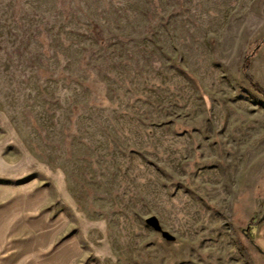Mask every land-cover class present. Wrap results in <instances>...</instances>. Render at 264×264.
<instances>
[{
    "label": "rangeland",
    "instance_id": "1",
    "mask_svg": "<svg viewBox=\"0 0 264 264\" xmlns=\"http://www.w3.org/2000/svg\"><path fill=\"white\" fill-rule=\"evenodd\" d=\"M253 83L264 0H0V210L45 192L84 263L264 264Z\"/></svg>",
    "mask_w": 264,
    "mask_h": 264
},
{
    "label": "crops",
    "instance_id": "2",
    "mask_svg": "<svg viewBox=\"0 0 264 264\" xmlns=\"http://www.w3.org/2000/svg\"><path fill=\"white\" fill-rule=\"evenodd\" d=\"M48 195L17 189L0 210V264L84 263L81 238L64 213H45ZM83 262V263H82Z\"/></svg>",
    "mask_w": 264,
    "mask_h": 264
},
{
    "label": "water",
    "instance_id": "3",
    "mask_svg": "<svg viewBox=\"0 0 264 264\" xmlns=\"http://www.w3.org/2000/svg\"><path fill=\"white\" fill-rule=\"evenodd\" d=\"M146 224L150 226L155 232L160 233L161 237L164 238L165 240L172 239V237L168 233L161 230V227L159 226V223L155 217L148 218L146 220Z\"/></svg>",
    "mask_w": 264,
    "mask_h": 264
},
{
    "label": "trees",
    "instance_id": "4",
    "mask_svg": "<svg viewBox=\"0 0 264 264\" xmlns=\"http://www.w3.org/2000/svg\"><path fill=\"white\" fill-rule=\"evenodd\" d=\"M250 58H251L250 56L246 58L245 65H244V67H243V70H244L245 73H246L247 70H248V62H249ZM252 86H253L255 92H257V93L260 94L261 96H264V91H263V90H261L259 87H257L254 83L252 84ZM254 228H255V226H251V225L248 226V228H247V230H246V232H245V235H246L247 238L251 239V237L248 236L247 232H248V230H255ZM250 241H251V240H250ZM251 242H252V241H251Z\"/></svg>",
    "mask_w": 264,
    "mask_h": 264
}]
</instances>
